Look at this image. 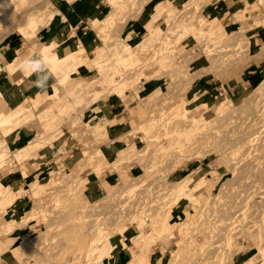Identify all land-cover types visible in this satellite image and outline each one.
<instances>
[{"label":"rangeland","instance_id":"rangeland-1","mask_svg":"<svg viewBox=\"0 0 264 264\" xmlns=\"http://www.w3.org/2000/svg\"><path fill=\"white\" fill-rule=\"evenodd\" d=\"M22 8L29 10L26 21L17 22L13 29L11 19L0 22V53L14 47L20 56L0 69L11 72L35 48L41 51L51 45L62 57L36 64L35 74H45L39 82L33 79L40 85L37 99L50 95L54 100L66 93L75 97L68 110L55 109L48 99L38 107L26 98L23 105L0 112V119H8L0 123V264H109V249L99 237L106 239L108 247L124 240L127 247L121 244L110 253L117 261L113 264L131 260L128 253H135L137 239L148 243L150 264L157 258L167 264L176 243L180 246L193 237L191 230L196 226L216 224L226 229L231 218L237 219L231 231L236 236L231 238L239 247L226 253L223 264H264V225L259 221L264 207H258L255 215L240 208L246 198L259 204L264 196V63L258 67L264 62V0H19L13 12L20 13ZM54 12L61 19L48 30ZM93 19L101 27L96 31ZM102 19L107 22L104 26ZM151 19L160 21L149 28ZM185 26L191 31L187 37L182 36ZM98 29L107 52L99 46ZM42 34L46 39L39 40ZM94 49L99 50L96 60L89 58ZM68 52L83 64L63 74L61 63L72 62ZM199 59L200 64L194 61ZM45 66L53 67L54 73ZM114 71L126 79L110 94L109 75ZM106 98L111 105L107 112ZM72 106L82 110V121L94 119L99 126L86 133L88 127L82 123L71 128V117L78 111ZM45 110L47 130L39 117ZM108 113L112 117L105 122ZM167 120L173 121L169 127ZM41 132L46 137L36 138ZM237 138L245 139L244 143H237ZM31 139L39 148L23 162L22 147ZM215 146L221 152L227 149L225 154L242 167L238 164L236 171L226 164L219 167ZM191 150L198 157L185 158ZM101 156L109 157V166L98 163ZM249 162L256 165L253 176L247 178L243 168ZM19 174L18 182L6 181ZM242 174L250 179L245 187ZM176 185L181 197L173 208L167 198L152 208L156 194L173 192ZM210 185L220 193L217 206L212 205L215 197L214 203L203 199H209ZM185 190L202 192L197 214L196 199L186 200ZM223 191H229L228 195ZM76 192L81 196L76 198L78 204L86 201L87 207L82 212L78 208L71 221L69 195ZM168 205L172 211L166 214ZM228 205L237 214L230 212L229 217L221 212ZM213 206L221 210L214 213ZM232 206H238V211ZM159 218L167 220V225L161 227L163 221L156 222ZM196 239V245L201 244Z\"/></svg>","mask_w":264,"mask_h":264},{"label":"bare ground","instance_id":"bare-ground-1","mask_svg":"<svg viewBox=\"0 0 264 264\" xmlns=\"http://www.w3.org/2000/svg\"><path fill=\"white\" fill-rule=\"evenodd\" d=\"M19 5V0H0V22H4L5 20H12L11 22V27L9 26V28H11V29H13V28H15L16 27V23L17 22H19V21H21V22H24V21H26V19H27V13H28V11L29 10H27V9H25V11H24V8H22V11L20 12V13H16V12H13L16 8H17V6ZM165 10V8H162V11H164ZM85 15H87V14H85ZM101 17L99 16V19H100ZM96 20L97 19H93V21H92V23H94L96 26H95V29H94V31H96L97 30V28L98 27H100L99 26V24L96 22ZM222 19H220V21H221ZM160 20H157V19H155V20H153V19H151V21H149L148 23H147V26L149 27V28H153V24L154 23H157V22H159ZM106 22V20H103L102 19V21H101V25L102 26H104V24H106L105 23ZM163 23H164V26H165V23H166V25H167V22L164 20L163 21ZM158 25V24H157ZM33 26H36L35 24H33L31 27H33ZM98 26V27H97ZM157 27V26H156ZM188 27H193V25H188ZM101 28V27H100ZM180 27H178V29H179ZM157 29V28H156ZM182 30V29H181ZM100 32V30L98 29V31H97V33H99ZM96 33V34H97ZM231 33V32H230ZM230 33H228V34H230ZM189 34H191V31L190 30H188V28H187V26H185V28L183 29V31H182V36H189ZM145 35L147 36V35H150V33H145ZM97 36V38H99V41H100V47H101V49L102 50H104V51H106L107 52V50L106 49H103V41H104V39H103V35L102 34H98V35H96ZM147 38H149V39H151L150 37H147ZM98 40V39H97ZM225 42L227 41V39L226 40H224ZM227 43V42H226ZM59 45V44H58ZM57 45V46H58ZM228 45L226 44V45H221L220 46V48L221 47H227ZM100 47L99 48H97V49H100ZM49 49H51V45H50V47H48V50ZM97 49H94V50H92V57H89L90 59H93V60H96V59H98L99 58V54L97 53L99 50H97ZM212 50H215L214 48H212ZM45 51H46V49H45ZM225 51H226V48H225ZM210 52V51H209ZM51 53V55H50V57H48V55L47 56H44V57H42V60L44 61V62H47V64H50L51 62H50V59H52V58H61V57H59L56 53H54V51H51L50 52ZM67 54H70V55H72V57H73V54L71 53V52H68ZM208 59H210L211 60V52L209 53V57H208ZM193 61V60H192ZM195 62L196 61H198V62H196V63H198V64H200L202 61L199 59V60H194ZM83 63H82V61L80 60V59H75L74 61H73V63L71 64V66H70V69H71V71H75V69H76V67L78 66V65H82ZM187 66V65H186ZM206 67V66H205ZM204 69V68H203ZM217 69V68H216ZM216 69H214V71L216 70ZM218 69L220 70V67H218ZM200 70H202V69H200ZM214 71H213V74H214ZM216 73H217V70H216ZM113 75H117V78L118 79H115V77L113 76ZM110 76V80L113 82V84H110V87L108 88L111 92H110V94H112L113 92H112V89H114L116 86H118V85H120L121 83H124L125 82V79H126V76H124V74L123 73H120V74H118V71H114V73H112V75L110 74L109 75ZM161 79V75L160 76H158V77H155V81H154V83H157L158 82V80H160ZM62 81V80H61ZM187 84H189V83H187ZM155 85V84H154ZM188 86V85H187ZM137 94H138V91L136 92ZM58 97V96H57ZM56 98V97H55ZM65 99V98H64ZM107 99V101H106V103L103 105L104 106V111L105 112H107L108 111V108H110L111 107V105H110V100H109V98H106ZM105 99V100H106ZM117 99V98H116ZM222 103H223V101L222 102H220L219 103V105L217 106V107H221L222 106ZM36 104V103H35ZM72 104H77V100H74V99H72ZM0 105L2 106V108L0 109V112H2L3 110H5V109H7L8 107L7 106H5V104H4V102L3 101H1V96H0ZM187 105V104H186ZM52 106V105H51ZM51 106H48V107H50L51 108ZM73 108H72V110L73 109H77L75 106H72ZM89 107V106H88ZM186 107V106H185ZM49 108V109H50ZM87 108V107H86ZM45 109H47V107L45 108ZM81 109H82V107H81ZM145 109V108H144ZM78 110V109H77ZM208 110V109H207ZM54 111V110H53ZM141 111H138L137 112V114H139ZM54 113V112H53ZM82 113V110H81V112H79V110L77 111V114H74V115H72V117H71V120H70V123H71V128H75L76 126H78V125H80L81 123L82 124H84L86 127H88L87 129H85L84 131H85V133L87 132V131H89V130H91V129H96L99 125V122L97 121V120H94V119H92V120H90V121H88V122H84V121H82V118H83V114H81ZM97 115V114H96ZM112 114H106V117L107 118H105V122H107L108 120H110V117H112L111 116ZM203 115H205V114H203ZM55 116V115H54ZM57 116V115H56ZM39 117H41V124H43V126H44V130H47L48 129V127H49V124H47V120H48V118H49V113H47V111L45 110L44 112H42V113H40L39 114ZM205 117L203 116V117H200V119H201V121H203V119H204ZM5 121H8L6 118H1L0 119V123H2V122H5ZM14 122H15V120H14ZM89 122L91 123L90 125H89ZM173 121H171V120H167V122H166V124H168V127H169V125L172 123ZM88 123V124H87ZM52 124V123H51ZM165 124V125H166ZM22 125H24V124H22ZM139 126V125H138ZM67 127V126H66ZM69 128H70V126H68ZM51 128H54V127H51ZM50 129V128H49ZM78 133V132H77ZM79 134V133H78ZM80 134H82V133H80ZM123 134V133H122ZM84 135V134H83ZM42 136H45L44 134H43V132H41V133H39L37 136H36V138H38V139H41V137ZM74 136H75V133H74ZM82 136V135H81ZM46 137V136H45ZM83 137V136H82ZM35 138V137H34ZM33 138V139H34ZM81 138V137H80ZM116 138V137H115ZM43 139V138H42ZM248 139V138H247ZM37 140V139H36ZM79 140V139H78ZM114 140V139H113ZM175 141V138H173L172 139V141L170 142V144H172L173 142ZM184 141H185V138H184ZM243 141H245V139L243 140V139H241V138H237V143H239V144H243L244 142ZM244 145H242V147H243ZM218 147V146H217ZM216 146H215V148H217ZM2 148V146L0 145V149ZM39 148V147H38ZM37 148V143H36V141L35 140H29L23 147H22V150L24 151V153H23V156H26V158H24L22 161L23 162H26L27 161V159H29L30 158V156L33 154V152L32 151H35V150H37L38 149ZM214 148V147H213ZM222 149V148H221ZM125 150V148L124 149H121L120 151L121 152H123ZM157 150H159V148H157ZM195 150H197V149H195ZM219 149L217 148L216 149V154H218V156H220V159H219V167H221L222 165H224V164H226V166H231V168L232 169H230V167H229V169L230 170H234V171H236L237 170V166H238V164L240 165V163H235L234 162V160L232 159V157L229 155H227V154H225L226 152V150L223 152V150H222V152H221V150H219ZM192 152H187V153H189L190 155H187L185 158H187V159H189V158H191V157H198L197 155H195V154H198V152L196 151V152H193L194 150H191ZM208 151V150H207ZM209 151H210V149H209ZM101 155H103V154H101ZM108 158L109 157H107V156H104V157H100L99 159H97L98 160V163H101L102 165H108L107 163H109V162H106V160H108ZM119 158L118 157H116L115 158V161L111 164V167L113 168V169H115L116 168V160H118ZM96 160V161H97ZM243 161L244 160H242V162H241V164L243 163ZM81 163V162H80ZM79 163V164H80ZM94 162H91V164L90 165H92ZM110 164V163H109ZM237 164V165H236ZM217 165V164H216ZM243 165V164H242ZM255 165L256 164H252V163H248L246 166H244V168H243V170L245 171V174L246 175H248L247 176V178L249 177V176H253V174H254V171H255ZM109 166V165H108ZM6 167V166H5ZM240 167H242L241 165H240ZM257 167H259V166H257ZM4 168V167H3ZM227 168V167H226ZM241 169V168H240ZM243 170H242V172H243ZM228 172V171H227ZM224 174V173H223ZM245 174H242L243 176L245 175ZM241 175V176H242ZM241 176H239L238 178H240ZM18 177H22L20 174H19V176ZM27 177V176H26ZM30 177H32V175L30 176ZM245 179V182H243V184L245 183L246 184V180H248V179H246V177L244 176V177H241V179ZM251 178V177H250ZM34 180V179H33ZM238 179H236V181H237ZM37 181V180H36ZM235 181V182H236ZM244 181V180H243ZM248 181H250V179L248 180ZM232 182V181H231ZM223 183H225V182H223ZM226 183H227V187H228V182L226 181ZM225 183V184H226ZM234 183V182H233ZM237 183V182H236ZM238 183H240V181L238 180ZM237 183V184H238ZM241 183H242V180H241ZM224 184V185H225ZM232 184V183H231ZM230 184V185H231ZM235 184V183H234ZM229 185V186H230ZM241 185V184H240ZM248 185V183L246 184V185H244V187L245 186H247ZM29 186H31V183L29 184ZM249 186H250V184H249ZM246 187V188H250V187ZM232 187V186H231ZM233 187H235V186H233ZM243 187V186H242ZM229 188V187H228ZM260 188V187H259ZM258 188V189H259ZM262 188V187H261ZM264 188V187H263ZM2 189L3 188H1V183H0V191H2ZM174 189H176V191H174ZM174 189H173V192H168L167 194L166 193H163V194H154L155 196H156V198H157V200H156V198L155 197H153V198H155V199H153L154 201H155V203H154V207H152V208H155V206H158V205H160V199L161 198H167L169 201H171V203H172V208H173V202L174 203H178V201H179V196L181 195L179 192L180 191H177V185L176 186H174ZM226 189V188H225ZM230 189V188H229ZM241 189V188H240ZM242 189H244V188H242ZM31 190H34L33 188H31ZM189 190V189H188ZM188 190H185V192H184V194H183V196H184V198H186V200H188L189 201V199L192 201L193 199H196V203H195V209H196V211H195V213L197 212H199L200 211V209L198 210V208L200 207V208H202L201 207V205L200 204H198V203H200V201L202 200L201 198L203 197V195H202V192H199V193H195V192H189ZM228 190V189H227ZM233 190V189H232ZM236 190H237V187H236ZM238 190H239V187H238ZM245 190L246 189H244V190H241V191H244L245 192ZM248 190V189H247ZM252 190H254V189H252ZM249 191V190H248ZM248 191H246V193H248ZM262 191H264L263 189H262ZM262 191L259 193V194H262ZM6 192V191H5ZM224 192V191H223ZM227 192V191H226ZM226 192H224L225 194H226ZM229 192V191H228ZM228 192H227V195H228ZM250 192V191H249ZM253 192V191H252ZM179 193V194H178ZM239 193H240V191H239ZM242 193V192H241ZM208 194H209V199H207V196H206V198H203L204 200L206 199V201L207 200H209V202L211 203L214 199V197L216 198V200H214V201H216L215 203H214V201L212 202V203H214V204H212V205H214V206H217L218 205V203H217V200H218V198L216 197V195L217 194H220L219 193V191H216L215 190V188H214V186H211L210 185V188H208ZM224 194V195H225ZM229 194H231V189H230V192H229ZM150 195V194H149ZM154 195H151V196H154ZM249 195V194H248ZM258 195V194H257ZM71 198H70V202H69V207H70V209L72 208V210H71V212H73V213H71L70 212V210L68 211L69 212V214H68V217H70V218H72L73 217V219H71V221L72 220H74L75 219V215L77 214V213H79L81 210H83V211H85L86 210V208H85V210H84V208L83 207H87L86 205H87V202L85 201V203H86V205H85V203L84 204H78V202H77V200H76V198H79V197H81L80 196V194L79 193H74V194H72V195H69ZM144 196V195H143ZM218 196V195H217ZM220 196V195H219ZM181 197V196H180ZM221 197V196H220ZM246 197V196H245ZM244 197V198H245ZM145 199V198H144ZM147 199V198H146ZM201 199V200H200ZM213 199V200H212ZM259 204H257L258 202L256 201V202H252L253 200H251V198H246L245 200H244V206H240V208L241 207H243L244 209L246 208V211L248 210V211H251V214L250 215H253L254 214V211H256V214H257V208L258 207H260V209H262L261 208V206L262 207H264V196H260L259 197ZM153 200H151L150 199V202L151 203H153L154 201ZM212 200V201H211ZM230 200H231V198H230ZM251 200V201H250ZM219 201V200H218ZM230 202V201H229ZM251 204H250V203ZM171 203L169 204V205H171ZM217 203V205H215ZM249 203V204H248ZM113 204H115L114 202H113ZM248 204V205H247ZM83 205H85V206H83ZM94 205H97V204H94ZM169 205L167 206V208H166V214L168 213V212H170V211H172V209H168V207H169ZM230 205V204H229ZM229 205H228V207L226 206V208H222V209H224L223 211L221 210V212H223V213H226V216H229V217H231L233 214H237V213H235L236 212V210L234 209V208H236L237 209V211H238V209L239 208H237V207H234V206H232L233 207V210H235V211H231V207H229ZM260 205V206H259ZM72 206V207H71ZM89 206V205H88ZM92 206V205H91ZM113 206V205H112ZM213 206V208H212V211L215 213V212H219L220 210H219V208L220 207H218V209H217V207H214ZM68 207V208H69ZM92 207H94V208H96L95 206H92ZM92 207H90L89 206V208H92ZM99 207V206H98ZM224 207H225V205H224ZM78 208H83V209H80V211H79V209ZM77 209H78V211H77ZM217 210V211H216ZM77 212V213H76ZM82 212V211H81ZM230 212H232L231 214H230ZM196 213V214H197ZM253 213V214H252ZM165 214V215H166ZM79 215V214H78ZM255 215V214H254ZM235 216V215H234ZM249 217V216H248ZM256 217V216H255ZM255 217H253L252 219H255ZM77 219H78V217H76ZM163 218H165V217H163ZM163 218H159V219H157V223H160V221H163ZM232 219V220H231ZM229 221L230 222H228L227 224H228V228H226V229H220V227H219V225H216V224H213V225H205V224H199L198 226H196L195 228H196V230L194 229V230H191V231H194L191 235L194 237H190V239H186V240H184V244H180V246H178L179 244H177L176 243V245H177V249L175 250L174 249V252L173 251H171V253H170V257H169V262H167V264H195L196 262H200V264H223V262L225 261V255H226V253L227 252H232L233 250H236V247H239V244L238 243H236V241H235V238H231V236H232V233H231V231H232V228H235L236 227V225L234 224V223H236V221H237V219L236 218H231ZM159 221V222H158ZM166 221L167 220H165V221H163L162 222V224H161V227H163V226H166L167 224H166ZM263 225H264V208L261 210V217H260V220H259ZM233 225H235V226H233ZM237 225H238V228H239V224L237 223ZM172 226H176L175 224H172ZM230 226H232L230 229H229V227ZM158 227V226H157ZM172 228V227H171ZM173 229V228H172ZM184 229V228H183ZM183 229H179V232H183ZM190 231V232H191ZM189 234V235H190ZM180 236V235H179ZM234 236H236V234H234L232 237H234ZM103 237V236H102ZM181 237V236H180ZM103 238H106L105 236L103 237ZM168 238H171V235L170 236H168ZM196 238H199V239H201L202 240V242H201V244H197L196 245V241L194 240V239H196ZM183 239V238H182ZM139 239H137L134 243V245H137V247H138V249H137V247H136V249L134 250L135 251V253H128V254H130V261L128 262L127 261V263L126 264H150V258H149V255H150V252L148 251V243L147 244H140V241H138ZM196 240H198V239H196ZM98 241L99 242H101V243H103L104 244V246L105 247H107L108 249H109V254H108V258H107V261H109V264H113L114 262H117V261H113V257H112V255H110V253H112V251L114 250V249H117V248H119V246L122 244V245H125V243H124V240L122 241V240H118L113 246H110V247H108L107 246V244H106V239L103 241L102 240V238L101 237H99L98 238ZM200 241V240H199ZM198 241V242H199ZM183 242V241H182ZM90 243V242H89ZM166 243H167V241H166ZM194 244V245H193ZM165 245V244H164ZM168 245V244H167ZM89 246V245H88ZM99 246H101V245H99ZM99 246H97V247H99ZM126 246V245H125ZM131 246V245H130ZM232 246V247H231ZM127 247V246H126ZM133 247V246H132ZM122 248V247H121ZM186 248V249H185ZM230 248H231V250H230ZM22 248H20V250H21ZM202 250V252H199L198 250ZM241 248H239L238 249V253L241 251L240 250ZM127 250H129V249H127ZM132 250V249H131ZM130 250V251H131ZM150 250V249H149ZM248 250V249H247ZM151 251V250H150ZM235 252V251H234ZM136 253H139L137 256H135L134 254H136ZM238 253H236V254H238ZM199 254V255H198ZM231 255L232 256H230V257H233V253H231ZM230 257H228V260L230 261ZM257 257V256H256ZM255 257V258H256ZM18 258V257H17ZM171 258V259H170ZM258 258V257H257ZM16 259V258H15ZM19 259V258H18ZM248 261V260H247ZM253 261H255L254 259H253ZM161 262H160V258H157L156 259V262H155V264H160ZM245 264V263H244ZM248 264H256L255 262H250V263H248Z\"/></svg>","mask_w":264,"mask_h":264},{"label":"crops","instance_id":"crops-1","mask_svg":"<svg viewBox=\"0 0 264 264\" xmlns=\"http://www.w3.org/2000/svg\"><path fill=\"white\" fill-rule=\"evenodd\" d=\"M54 14H53L54 18H51L50 22L48 23V26H47L48 30L50 29L51 23H53L56 19L60 18V17L56 16L55 12H54ZM64 18L67 19L66 17H64ZM68 19L70 20L71 18H68ZM81 23H82L81 21L78 22V24H81ZM53 30H54V28L52 29V31ZM45 32H47V31H45ZM41 39L44 40V39H46V37L42 34L39 36V40H41ZM89 43L86 42V44H89ZM48 47H50V45L47 47L45 46V48H41V51L38 48H35V50L32 51V53H30L29 55L25 56L24 61H22V63L19 64L18 66H16V69H14L11 72H9L7 70L2 71L0 69V94H1V101L4 102L5 106H7L8 108H10V107L15 108V107H18L20 105H23L25 102V99L29 98L31 101H33V102L35 101L37 106L40 107L46 99H48V100L53 99V98H51L50 95L46 96V98L44 97V99H43V97L40 99H37V95H41V93L38 92L40 85H39V83L36 84V82L41 81V79L44 78L45 74L43 71L39 74H35L37 72L36 71V64L38 65L40 61L43 62L42 57L46 56V54L48 56L51 54L50 52L53 51V48L51 46V49L48 50ZM45 49H46V51H45ZM56 54L58 55V52H56ZM70 57L72 58V62L67 61V62L61 63L60 69H61V73H63V74L65 72L64 70L67 71V69L70 68L73 61L75 59H77L76 56L72 57V55H70ZM19 59H20V56L18 54V49H15L14 47L9 48V50H7L6 52L0 53V66L11 65ZM262 60H264V58H262ZM263 63L264 62H261L260 64H258V67L261 66V64H263ZM45 68L49 72L54 73V71H55V69L52 70L53 67H51L52 69H50L48 66H45ZM33 79H34V81L36 80V82H33ZM51 81L54 82L53 77L51 78ZM81 83H83V82H78L79 86L83 85ZM87 90H88V88H85L83 91H87ZM122 91L123 90L120 89L118 92H122ZM28 92H30V93H28ZM27 93H28V97H27ZM72 97H75V96L74 95L70 96L68 93H66L65 95H63V94L59 95L54 100H52V102H53L52 105L56 107L55 109L60 110V111L68 110L69 102H70V99ZM24 137L26 138V136H24ZM10 178L11 177H9V176H8V178L6 177V179H7L6 181H8L11 184L14 182H18V180H20V178L16 175L14 176V178H12V180L15 179V181L10 180Z\"/></svg>","mask_w":264,"mask_h":264}]
</instances>
